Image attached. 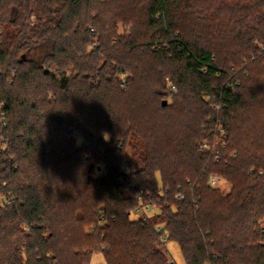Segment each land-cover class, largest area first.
<instances>
[{
  "label": "trees",
  "instance_id": "1",
  "mask_svg": "<svg viewBox=\"0 0 264 264\" xmlns=\"http://www.w3.org/2000/svg\"><path fill=\"white\" fill-rule=\"evenodd\" d=\"M2 105L0 264H264V0H0Z\"/></svg>",
  "mask_w": 264,
  "mask_h": 264
},
{
  "label": "built area",
  "instance_id": "2",
  "mask_svg": "<svg viewBox=\"0 0 264 264\" xmlns=\"http://www.w3.org/2000/svg\"><path fill=\"white\" fill-rule=\"evenodd\" d=\"M232 71H234L233 68H232ZM232 78L233 77H231V79ZM236 85H239V82L236 83ZM236 85L233 84V83H229L228 84V88L231 89V90H234L236 88ZM123 87H124V85H123ZM176 91H177V88L175 86H172L171 87V94L172 95H176V93H177ZM3 108H4L3 105L0 106V111ZM213 108L216 109L219 112L221 111V105H218L216 103L213 105ZM2 119H4L3 115H2ZM213 135H214L213 142H211V143L205 142V143L202 144L201 148L204 149V150H209V151L215 152L213 154H214L215 158L217 159V161H219L221 159V155H220V153L216 152V150H217L218 145H220V144L224 145L225 144V136H226L225 131H224V129L222 128V126L220 124H216V127H215V129L213 131ZM107 171H108L107 167L103 166L101 168V173H105ZM130 172H131V170L129 169V167H127L124 175L120 179L121 185L126 186V187H131L132 186L133 183H132V180L129 177V173ZM224 183H225L224 180L222 178H220L219 176H212L210 178L209 186L212 187V188H221V186ZM139 199H141L140 196H139ZM176 199H177V201L182 202V201L185 200V196H184V194L179 193L176 196ZM155 210H156V207H154L150 203L142 204L138 208H136L135 216H136V218H142L144 220H148V219H150L151 217H153L155 215V214H153ZM100 218H101L100 223H102L104 221V217L102 215H100ZM156 230H157V232L159 234H161V237H160L161 243H166L167 242V236H165V234L162 233L163 227L162 226H157ZM101 251L102 252L104 251V247H102Z\"/></svg>",
  "mask_w": 264,
  "mask_h": 264
},
{
  "label": "rangeland",
  "instance_id": "3",
  "mask_svg": "<svg viewBox=\"0 0 264 264\" xmlns=\"http://www.w3.org/2000/svg\"><path fill=\"white\" fill-rule=\"evenodd\" d=\"M130 26V27H129ZM132 25H128V27L126 25H124L123 23L118 24V35L119 36H124L126 35L127 31L130 30ZM31 59H38L39 58V53H31L30 57ZM175 86V82L170 79V78H166V90L165 92H167V94L169 95V92H171V87ZM177 88V87H176ZM176 95L178 94V89L176 91ZM52 95V94H51ZM168 99V97H167ZM168 100H172V98L169 96ZM222 190L227 193L229 191V186L224 183L221 186ZM9 201L7 200V196L4 194L0 195V205L4 206V203H8ZM158 213V211H154L153 214ZM152 214V215H153ZM260 226L262 229H264V220L261 221ZM166 249L169 255V258L175 263V264H186V260L184 258V255L179 247V245L176 242H167L166 244ZM92 264H105V260L102 254H97L94 256V259L92 260Z\"/></svg>",
  "mask_w": 264,
  "mask_h": 264
},
{
  "label": "water",
  "instance_id": "4",
  "mask_svg": "<svg viewBox=\"0 0 264 264\" xmlns=\"http://www.w3.org/2000/svg\"><path fill=\"white\" fill-rule=\"evenodd\" d=\"M164 105H167V101L164 102Z\"/></svg>",
  "mask_w": 264,
  "mask_h": 264
}]
</instances>
